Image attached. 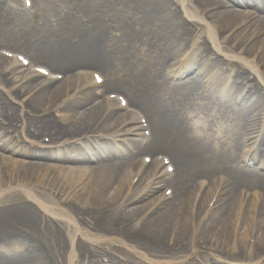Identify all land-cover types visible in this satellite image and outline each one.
I'll list each match as a JSON object with an SVG mask.
<instances>
[{"label": "bare ground", "instance_id": "6f19581e", "mask_svg": "<svg viewBox=\"0 0 264 264\" xmlns=\"http://www.w3.org/2000/svg\"><path fill=\"white\" fill-rule=\"evenodd\" d=\"M228 1L0 0V264L264 262V2Z\"/></svg>", "mask_w": 264, "mask_h": 264}, {"label": "rangeland", "instance_id": "374dc122", "mask_svg": "<svg viewBox=\"0 0 264 264\" xmlns=\"http://www.w3.org/2000/svg\"><path fill=\"white\" fill-rule=\"evenodd\" d=\"M20 1H22V0H20ZM23 1L27 5L32 6V8L28 7L27 9H25V8L23 9V7H22V10L21 9L18 10L16 15L11 17V19H10V29H11V31H14V28L17 25L30 24L31 26L35 27L37 25L44 24L45 21L48 19V17H49V19H52V20L57 19L58 17H60V18L61 17L62 18H68L66 20H70V18L78 20V18L82 17V14H81V12L79 14L76 11H79L80 9H82L86 5V3L91 2V0H23ZM97 1H100V0H97ZM101 1H103V0H101ZM121 1L122 0H113V3L119 4ZM223 1L230 3V1H228V0H223ZM262 1L263 0H261L259 2L262 3ZM20 5H23L22 2H21ZM233 6H234V9H237L238 11L247 12V11L251 10L250 8L248 9V8L236 7V5H233ZM20 8H21V6H20ZM7 36H8V34H7ZM16 38H18V36ZM0 44H3L2 46H0V55L3 54L4 56H7L9 58L12 57V54L14 55V53H12V52H17L18 51L17 49H19V48L12 49L14 47L11 46L10 41H7V40H6L5 43H0ZM5 44H7V46ZM20 52H24V50H22ZM16 54H18V53H16ZM20 54H22V53H20ZM33 64H35L36 66H43V67H46V68L50 69V67L48 65L40 63V62H35V63L33 62ZM261 66L264 67V65H261ZM86 69H89L90 71L101 72L97 68H86ZM262 70H263V68H262ZM69 76L72 77L71 75H69ZM55 77H58L56 79L59 80V82H62L63 78H64V75L63 76L62 75L55 76ZM43 80H44V78H40V79L37 80V83H40ZM105 92H106L105 94L111 93V92H114V93L116 92L118 94L121 93L117 89L106 90ZM103 99H104V96H103ZM13 106L15 108L20 109L19 106H16V105H13ZM3 137H4V134L2 132H0V139H2ZM25 145L28 146V144H25ZM141 154H143V153H141ZM141 154H139V156H141ZM144 154L151 155L150 157L152 159L154 157V154H152L150 152H147V153H144ZM237 154H239V151H237ZM139 156H136L134 158V160H133L134 163L140 162V158L141 157L139 158ZM129 157L132 158V157H134V155H131ZM261 158L263 159V156H261L260 159ZM126 159H128V158H126V157L125 158H118V159H116V161L122 162V161H126ZM17 160H23V159L17 158ZM24 161L29 162L30 160H24ZM87 165H89V164H87ZM93 165L94 164H90L89 166L93 167ZM1 257H2V255H1ZM260 264H264V262H262Z\"/></svg>", "mask_w": 264, "mask_h": 264}, {"label": "snow or ice", "instance_id": "6c2138e0", "mask_svg": "<svg viewBox=\"0 0 264 264\" xmlns=\"http://www.w3.org/2000/svg\"><path fill=\"white\" fill-rule=\"evenodd\" d=\"M41 71H43V69Z\"/></svg>", "mask_w": 264, "mask_h": 264}]
</instances>
